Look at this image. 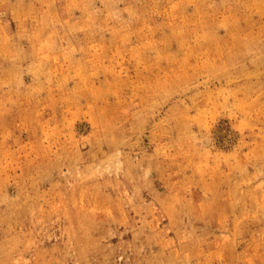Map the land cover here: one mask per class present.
<instances>
[{
	"label": "rangeland",
	"instance_id": "rangeland-1",
	"mask_svg": "<svg viewBox=\"0 0 264 264\" xmlns=\"http://www.w3.org/2000/svg\"><path fill=\"white\" fill-rule=\"evenodd\" d=\"M0 264H264V0H0Z\"/></svg>",
	"mask_w": 264,
	"mask_h": 264
}]
</instances>
